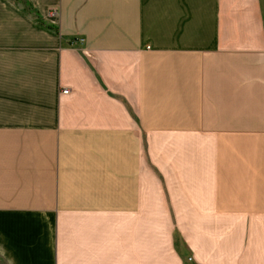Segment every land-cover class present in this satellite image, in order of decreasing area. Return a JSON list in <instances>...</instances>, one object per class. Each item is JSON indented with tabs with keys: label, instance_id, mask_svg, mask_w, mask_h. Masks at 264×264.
<instances>
[{
	"label": "crops",
	"instance_id": "0c3cea01",
	"mask_svg": "<svg viewBox=\"0 0 264 264\" xmlns=\"http://www.w3.org/2000/svg\"><path fill=\"white\" fill-rule=\"evenodd\" d=\"M0 264H264V0H0Z\"/></svg>",
	"mask_w": 264,
	"mask_h": 264
},
{
	"label": "built area",
	"instance_id": "2783aa9c",
	"mask_svg": "<svg viewBox=\"0 0 264 264\" xmlns=\"http://www.w3.org/2000/svg\"><path fill=\"white\" fill-rule=\"evenodd\" d=\"M68 91H69V89H67V88L62 89V93H63V94H67Z\"/></svg>",
	"mask_w": 264,
	"mask_h": 264
}]
</instances>
